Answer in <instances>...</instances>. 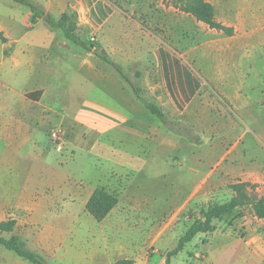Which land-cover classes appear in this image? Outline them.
Wrapping results in <instances>:
<instances>
[{
    "label": "crops",
    "instance_id": "crops-1",
    "mask_svg": "<svg viewBox=\"0 0 264 264\" xmlns=\"http://www.w3.org/2000/svg\"><path fill=\"white\" fill-rule=\"evenodd\" d=\"M28 1L42 8L55 20H59L70 10L79 13L84 10L82 0ZM205 1L214 7L216 22L232 28L233 34L227 36L207 26L212 32L210 37L182 51L189 67L186 69L182 66L179 70L183 80L191 79L189 82L193 85L192 90L178 91L176 103H173L169 99L170 92L161 82L160 91H152V98L145 101L154 103L166 116L169 111L177 117H186L193 130L198 125L202 129L205 123L213 121V115H218V107L219 115L228 114L247 123L243 133L253 132L255 137L264 138V0ZM32 18L29 7L12 0H0V218L17 213H24L29 217L37 214L36 204L42 198L36 195V190L47 185L51 176L44 147L32 144V140L37 139L38 130L47 131V123L51 118L58 119L57 125L63 126L66 132L65 151L68 147L73 149L75 146L71 138L77 125L75 121L81 127L85 126L87 131L90 129V107L77 109L76 120L62 113L63 107L68 109L72 105L70 101L73 91L84 88L87 84L84 78L87 76L85 73L89 72V52L85 50L82 53L80 47L68 40L62 30L52 29L42 19L33 21ZM80 20L88 21L85 17ZM73 68L79 71L77 84H73V78L69 75V70ZM95 74L96 81H92L91 85L107 91L109 88L105 82L104 66L97 67ZM115 74L113 86L118 93L108 94L112 100L110 106L98 104L91 107L96 111L93 116L97 122V139H102L105 143L107 140V146L112 143L124 155L113 162L114 171L126 175L141 166V172L148 168V177L153 178L155 174L152 172L156 170H150L151 162L133 164L134 155L150 154L154 146L158 148L156 151L161 152L169 147L188 145L181 140L170 141L164 124L146 110L131 87L120 75L116 72ZM191 93L192 105L185 104V97ZM57 106L61 107L59 112ZM200 136V133L193 131L194 139L190 146H198L201 141L197 142V138L200 139ZM178 137L181 139L185 136ZM235 147L236 142L222 153L212 168L197 179L191 192L179 202L178 205L181 206L175 211L192 203H221L222 197L227 194L230 200L233 192L229 187L236 182L249 183L252 186L264 182V163L251 164L248 168L231 166L220 175H215L220 163L224 162V158ZM24 154H28L30 162L27 168L35 177L34 182L28 185L10 174L17 169ZM199 160V157H194L193 163H198ZM90 170L91 167L81 166V175L84 171L88 174ZM100 170L102 171L100 167L97 168V171ZM149 181L146 179L147 183ZM186 182L183 180L179 187L183 188L184 184H188ZM66 190L78 194L73 185ZM153 202L151 199L144 203L136 197L131 199V203L137 204V208L143 205L148 214L153 208ZM114 209L101 222H96L85 210H65L64 215L60 214L58 218L64 220L57 221L49 233L48 248L54 255V264H115L120 260L131 259L137 248L133 236L136 228L111 226L108 218ZM213 225L215 227V223ZM262 228L264 219H258L254 226L245 224L244 230L249 233L248 239L239 240H233L229 232L221 234L215 228L211 234L214 246L205 247L203 260L200 261L197 257L200 252L195 251L192 256L188 255L186 264H229V252L239 253L242 249L240 244L245 248L242 249L243 254H249L248 264H264ZM169 231L167 225L146 228L145 233L149 234L146 243L151 246L165 244L163 248L172 251L179 239L166 241L164 236ZM167 264H172V259Z\"/></svg>",
    "mask_w": 264,
    "mask_h": 264
},
{
    "label": "rangeland",
    "instance_id": "rangeland-1",
    "mask_svg": "<svg viewBox=\"0 0 264 264\" xmlns=\"http://www.w3.org/2000/svg\"><path fill=\"white\" fill-rule=\"evenodd\" d=\"M82 6L84 7L82 13L70 10L59 19L60 24L63 22L67 30L79 39L80 43L73 42V44L80 47L82 53L86 49L89 52L87 60L89 72L85 73L87 76L84 78L87 84L84 83V88L73 91L76 95L72 94L73 98L70 101L72 105L68 106V109L63 107L62 113L76 120L77 109L90 107L88 109L90 129L87 131L85 126L81 127L79 122L75 121L77 123L74 128L75 133L71 134L75 146L73 149L68 147L65 151L63 148L59 152H56L51 145L48 136L54 128L63 129V126L57 125L58 119L51 118L50 124L47 123L49 127L47 131L38 130L37 139L32 140V144L43 146L45 149V157L51 170L49 183L42 189L38 187L36 190L38 192L36 195L42 199L36 204L38 208L35 210L37 212L35 217L17 213L14 216L5 215L0 218V224L13 223L11 233L0 229V238L9 239L11 235L18 236L31 251L42 258L44 264H54V255L48 248L49 233L57 221L64 220L58 217L60 214L64 215L65 210L86 211L88 195L93 189L102 188L118 199L115 209L108 218L109 224L136 228L133 236L137 248L134 250V256L128 259L133 264H162V262L167 264L170 259L172 264H186L188 255L192 256L195 251L200 252L197 257L201 261L205 247L214 246L212 232L197 235L180 253L168 258L167 254L170 250L163 248L165 244L151 246L146 243L149 236L145 233L146 228L167 225L170 231L164 236L165 239L167 238L166 241L182 237L193 221L199 218L201 207L206 205V203L202 205L192 203L175 211L181 206L178 205L179 202L191 192L197 179L212 168L222 153L235 142L234 151L220 163L215 175H220L231 166L248 168L251 164H263L264 138L255 137L253 132L243 133L242 130L246 128L247 123L228 114L219 115L218 107L216 109L218 115H213V119L215 118L213 121L205 123L202 129L201 125H198L194 130L186 121V117H177L168 111L166 113L169 123L167 126L164 125V130L169 135L170 141L181 140L188 146L169 147L161 152L156 151L158 148L154 146L150 154L134 155L133 164L143 165L146 161L151 162L150 170L154 168L156 170L152 172L155 174L153 178L148 177V168L141 172V166L126 175L114 171L113 162L124 155L119 153L117 147L111 145L112 143L107 146V140L105 143L102 139H97V122L93 116L96 115V111L91 108L98 104L110 106L112 100L108 94L118 93L113 86V77L115 78L116 74L112 64L119 67L124 76L141 89L142 99L150 100L152 91H160L162 82L163 87L170 92L169 99L176 103L178 91L193 88L189 82L191 79L183 80L182 72L179 70L182 66L186 69L189 67L182 56V51L207 39L212 32L192 16L175 9L172 0H82ZM82 16L88 21H81ZM101 66L105 68V82L109 88L106 93L97 89L96 85H91L92 81H96L97 67ZM158 68L161 70L159 71ZM78 74L77 68L69 70L73 84H77ZM124 85L127 86L126 83ZM192 98V93L186 96L185 104L192 105ZM56 109L59 112L61 107L57 106ZM63 131L66 135L64 129ZM193 131L201 135L200 139L197 138V142L201 141L198 146H190L194 139ZM242 134L245 135L241 137ZM179 135L185 137L180 139ZM65 139L64 136V141ZM194 157L200 158L198 163H193ZM20 160L17 169L10 174L26 185L32 184L35 177L27 168L30 162L28 154H24V158ZM81 166L91 167V170L88 174L84 171L81 175ZM99 167L102 169L100 172L97 171ZM146 179L150 181L147 183ZM183 180L188 184H184L182 188L179 184ZM72 185L78 190V194L66 190L71 189ZM226 190L228 191L227 187ZM249 193L254 197L264 196V182L253 185ZM133 197L143 203L150 199L154 201L152 210L148 211L149 214L144 210L143 205L137 208L135 206L137 204L131 203ZM228 200V194L222 197V202ZM258 219L260 218L252 209L243 207L214 223L221 234L229 232L233 240H239L248 239L249 233L244 230V225L247 223L252 226L257 225ZM202 244H205L204 247ZM239 246L245 249L243 244ZM242 249L239 253L229 252L231 255L229 264H248L249 254L245 256ZM0 264L31 263L0 246Z\"/></svg>",
    "mask_w": 264,
    "mask_h": 264
},
{
    "label": "trees",
    "instance_id": "trees-1",
    "mask_svg": "<svg viewBox=\"0 0 264 264\" xmlns=\"http://www.w3.org/2000/svg\"><path fill=\"white\" fill-rule=\"evenodd\" d=\"M12 1L29 7L33 14V21L36 19H42L50 28L62 30L66 38L72 43H80L79 39L67 30L63 22L60 24V20L56 21L42 8L31 4L28 0ZM172 5L175 9L192 16L196 21L205 24L210 29L220 31L227 36H231L233 34L232 28L225 27L216 22L215 9L205 0H172ZM99 58L104 59L103 57ZM112 67L115 72L120 75V77L131 87L135 97L143 104L146 110L167 126L169 120L166 114L154 103L142 99L140 96V89L132 84L126 76H124L119 67L113 64ZM229 188L233 192L232 198L226 202H214L201 207L199 218L195 219L184 235L179 238L176 247L167 254L168 258L182 251L184 247L198 234L213 232L215 229L213 223L215 221H219L226 216H230L243 207H249L258 218L264 219V196H252L249 193V190L253 189L252 185L244 182H236L230 185ZM117 203L118 199L114 194L109 193L102 188H95L87 201L86 211L96 222H101L107 217L110 211L115 208ZM0 229L11 233L13 231V223H2L0 224ZM0 246L7 251L13 252L17 257L31 264H44L42 258L31 251L18 236L11 235L9 239L0 238ZM115 264H133V262L131 260H120Z\"/></svg>",
    "mask_w": 264,
    "mask_h": 264
},
{
    "label": "built area",
    "instance_id": "built-area-1",
    "mask_svg": "<svg viewBox=\"0 0 264 264\" xmlns=\"http://www.w3.org/2000/svg\"><path fill=\"white\" fill-rule=\"evenodd\" d=\"M49 140L51 144L54 146V149L59 152L62 151L64 148V133L59 128L52 129L49 134Z\"/></svg>",
    "mask_w": 264,
    "mask_h": 264
}]
</instances>
